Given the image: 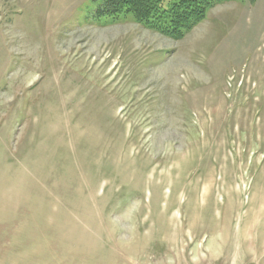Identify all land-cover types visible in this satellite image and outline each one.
I'll return each instance as SVG.
<instances>
[{
  "label": "rangeland",
  "instance_id": "1",
  "mask_svg": "<svg viewBox=\"0 0 264 264\" xmlns=\"http://www.w3.org/2000/svg\"><path fill=\"white\" fill-rule=\"evenodd\" d=\"M101 6L0 0V264H264V0Z\"/></svg>",
  "mask_w": 264,
  "mask_h": 264
},
{
  "label": "trees",
  "instance_id": "2",
  "mask_svg": "<svg viewBox=\"0 0 264 264\" xmlns=\"http://www.w3.org/2000/svg\"><path fill=\"white\" fill-rule=\"evenodd\" d=\"M96 18L113 22L132 16L144 27L172 39H182L202 22L210 9L230 0H96Z\"/></svg>",
  "mask_w": 264,
  "mask_h": 264
},
{
  "label": "bare ground",
  "instance_id": "3",
  "mask_svg": "<svg viewBox=\"0 0 264 264\" xmlns=\"http://www.w3.org/2000/svg\"><path fill=\"white\" fill-rule=\"evenodd\" d=\"M206 200V199H205ZM255 215H258V217H257V219H256V216H255V219H254V221H252V223H253V225L250 227L251 229H253L254 227L253 226H255V225H258L259 223H262V216H263V214H262V212L260 211V212H257ZM249 234H251V233H249ZM251 236V235H250ZM249 239V238H248ZM250 242L252 243L249 247H250V249L251 248H253V247H255L254 246V241L252 242V239H250ZM250 244V243H249Z\"/></svg>",
  "mask_w": 264,
  "mask_h": 264
}]
</instances>
